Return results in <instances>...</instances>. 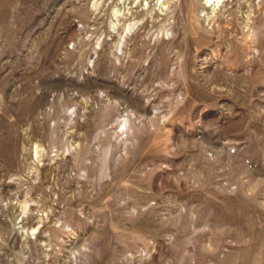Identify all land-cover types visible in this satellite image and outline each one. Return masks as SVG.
Returning a JSON list of instances; mask_svg holds the SVG:
<instances>
[{
	"label": "rangeland",
	"instance_id": "obj_1",
	"mask_svg": "<svg viewBox=\"0 0 264 264\" xmlns=\"http://www.w3.org/2000/svg\"><path fill=\"white\" fill-rule=\"evenodd\" d=\"M208 3L0 0V264H264V0Z\"/></svg>",
	"mask_w": 264,
	"mask_h": 264
},
{
	"label": "bare ground",
	"instance_id": "obj_2",
	"mask_svg": "<svg viewBox=\"0 0 264 264\" xmlns=\"http://www.w3.org/2000/svg\"><path fill=\"white\" fill-rule=\"evenodd\" d=\"M119 1H123V0H119ZM223 1H224V0H207V2H209V3L211 2V4H215V3H219V2H223ZM146 3H147V2H146ZM163 3H165V0H161V4H162V5H163ZM209 3H208V4H209ZM141 7H142V6H141ZM145 7H147V6H145ZM145 7H144V8H145ZM161 7H162V6H161ZM138 10H139V9H138ZM131 11H132V10H131ZM114 15H116V16L118 15L116 10H114Z\"/></svg>",
	"mask_w": 264,
	"mask_h": 264
}]
</instances>
